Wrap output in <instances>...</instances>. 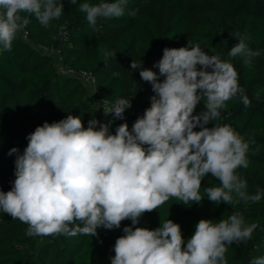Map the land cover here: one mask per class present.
I'll list each match as a JSON object with an SVG mask.
<instances>
[{"label":"clouds","instance_id":"9594fccd","mask_svg":"<svg viewBox=\"0 0 264 264\" xmlns=\"http://www.w3.org/2000/svg\"><path fill=\"white\" fill-rule=\"evenodd\" d=\"M76 5L77 0H68ZM128 0H84L78 11L95 29L100 19L124 15ZM63 0H0V52H10L26 15L42 26L64 14ZM135 15V12L129 13ZM239 43L228 56L241 57L251 68L260 51L249 46L250 34H235ZM105 60L116 55L103 52ZM143 81L152 84L150 107L129 129L127 122L110 131L111 121L96 118L84 127L83 118L69 114L58 122H45L31 133L28 146L16 155L15 177L10 191L0 190V211L27 224L28 236L82 233L98 236V229H119L124 235L114 246L111 264H227L228 247L252 239L259 227L246 223L241 213L215 222L201 219L186 242L181 226L170 219L155 230L136 227L141 217L156 210L170 197L187 205L200 203L202 181L211 174L220 184L205 189L215 204L259 202L264 191L250 195L247 181L237 172L248 168L247 153L255 140L244 137L230 124H214L226 102L239 96L245 108L251 100L239 85V74L230 60L209 55L199 43L165 48L159 62L145 69L133 61ZM118 75V73H114ZM163 78V79H161ZM259 92L256 99H259ZM204 102V110L194 115ZM105 117L124 119L131 100L117 98L109 107L101 101ZM100 103V104H101ZM201 129L195 131V129ZM79 221V223H77ZM250 264H264V257Z\"/></svg>","mask_w":264,"mask_h":264},{"label":"trees","instance_id":"16d2710c","mask_svg":"<svg viewBox=\"0 0 264 264\" xmlns=\"http://www.w3.org/2000/svg\"><path fill=\"white\" fill-rule=\"evenodd\" d=\"M83 2L77 0L71 5L63 0L64 14L47 28L34 16L24 14L29 20L27 40L19 31L12 50L0 52V190L10 191L16 179V155L9 156V151L17 148L22 154L29 143L27 137L45 122H58L71 114L82 115L85 128L96 118L102 123L110 120L112 134L125 122L131 129L150 107L154 95L152 84L131 68L132 62H143L145 69L158 73L153 65L165 48L187 47L188 41H193L209 55L230 60L239 74V85L245 88L251 106L245 108L239 96L232 98L221 109L220 119L207 126L230 124L245 141L255 140L247 153L248 168L237 172L247 181L250 195L264 191V0H128L123 16L100 19L95 29L77 10ZM236 33L250 34L249 46L260 51L251 68L241 57L228 56L239 43ZM34 45L58 54L63 70L91 74L99 102L107 99L110 107L117 98L131 100L132 107L125 111L124 119L105 117L104 110L89 99L87 86L58 72L52 56L38 52ZM104 51L116 55L105 60ZM203 110L201 101L194 115ZM219 184L218 178L208 174L202 181L200 194L204 199L200 203L184 205L170 197L156 210L145 213L136 227L155 230L161 221L170 219L181 226L186 247L201 219L219 222L238 212L246 223L256 222L259 227L251 240L228 247L227 264H250L254 258L264 257V198L257 203L217 205L208 200L205 189ZM128 226H132L131 220L123 221L119 229L99 228L98 236L93 237L82 233L28 236L27 224L0 211V264H111L115 242Z\"/></svg>","mask_w":264,"mask_h":264},{"label":"built area","instance_id":"2783aa9c","mask_svg":"<svg viewBox=\"0 0 264 264\" xmlns=\"http://www.w3.org/2000/svg\"><path fill=\"white\" fill-rule=\"evenodd\" d=\"M25 28H26V25L22 27V29L20 30V34L24 40H27V33H26ZM41 48L43 49V52H45L51 56L53 54H55L46 48H43V47H41ZM57 71L62 73V74H66V75H69V76H72V77L79 79L85 86L90 87L92 95H93V97H95L96 90L94 88V78L92 77L91 74H88L86 72H75L72 70H63L62 68H59Z\"/></svg>","mask_w":264,"mask_h":264},{"label":"rangeland","instance_id":"374dc122","mask_svg":"<svg viewBox=\"0 0 264 264\" xmlns=\"http://www.w3.org/2000/svg\"><path fill=\"white\" fill-rule=\"evenodd\" d=\"M38 52L44 54V55H49L45 52H43V49L41 47L38 46H33ZM51 56V55H50ZM52 58L54 60V67L56 70H58L59 68H61V61H60V57L58 54H53ZM87 91H88V95H89V99L91 100V102H93V104L99 108V109H103V104L101 102H99L95 97H93L92 92L90 87L87 86ZM101 103V104H100Z\"/></svg>","mask_w":264,"mask_h":264}]
</instances>
